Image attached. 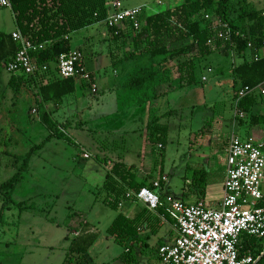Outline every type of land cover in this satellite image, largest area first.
I'll return each instance as SVG.
<instances>
[{
    "label": "rangeland",
    "instance_id": "1",
    "mask_svg": "<svg viewBox=\"0 0 264 264\" xmlns=\"http://www.w3.org/2000/svg\"><path fill=\"white\" fill-rule=\"evenodd\" d=\"M251 1L259 8L264 5V0ZM121 2L129 8L144 3L147 13L171 5L169 0H161V4L156 0ZM102 23L71 34V45L81 48L84 59L88 61L93 57L91 51L96 52L92 59L98 93L93 95L87 88L81 97L68 96L51 113L52 124L64 130L69 140L53 136L30 155L28 169L12 193L13 203L0 221V264H62L69 240L75 232H82V221L89 223L95 234L86 254L90 263L123 264L118 258L123 247L106 234L122 209L108 207L103 202L105 192L99 191L109 172L105 161L121 156L141 174L151 172L159 177L162 171L168 178L163 191L180 199L185 191L194 189L193 174L205 168V160L215 156L222 161L225 157L221 141L237 123L232 109L233 59L212 52L196 60L198 82L167 97L173 100L168 109L176 110L164 122L168 127L165 145L153 150L146 135L147 119L137 121L136 110L128 109L136 95L122 86L125 62L113 63L109 44L101 37ZM15 28L11 7L1 9L0 33L11 37ZM234 61L240 62L238 58ZM6 74L0 66V183L10 178L26 153L52 131L50 123L42 120L44 109L37 106L34 93L23 86L6 87ZM201 76L206 81L202 82ZM32 106H37V113H31ZM159 106L151 111V117L163 112ZM84 151L88 159L82 157ZM214 176L210 172L208 179Z\"/></svg>",
    "mask_w": 264,
    "mask_h": 264
},
{
    "label": "trees",
    "instance_id": "2",
    "mask_svg": "<svg viewBox=\"0 0 264 264\" xmlns=\"http://www.w3.org/2000/svg\"><path fill=\"white\" fill-rule=\"evenodd\" d=\"M106 2V0H10L15 24L20 33L35 44L45 45L42 50L34 53L38 67L35 76L31 78L21 76L15 85L11 79L10 86L35 84L36 94L45 102L56 103L72 94L76 88V79L57 77L54 72V62L60 53L71 50L69 41L71 33L94 23L104 22L108 12ZM206 15L209 18H206ZM214 17L226 23L234 31L245 34L254 47L260 46L264 37V9L257 10L249 0H182L180 4L159 12L141 13L137 28L131 23L125 24L122 28L108 27L113 63L130 61L135 66L134 72L126 77L124 87L142 90L140 101L157 97L156 81L165 72V66L175 59L174 66L179 88L197 83L196 59L214 51L207 45V39L213 34ZM186 40L188 42L185 43ZM233 40L236 44L235 54L243 58V61L232 69L233 99H235L240 88L254 87L264 81V57L247 60L245 58L249 51L246 47L247 38L233 37ZM177 43L182 44L172 47ZM216 46L219 49L222 43L217 41ZM222 47L228 48L229 44L225 43ZM17 49L18 45L10 36L0 33V65L6 63ZM120 51L122 53H119ZM182 57V60H178ZM45 63L49 70L42 72L41 66ZM91 80L93 81L92 75ZM82 87L89 88V85L82 82ZM263 103L264 96L260 92L249 94L239 100L234 117L246 116L245 120L249 125L264 127V113L255 110L256 105ZM173 112L174 110L169 113ZM240 112L243 113V117H239ZM50 129L52 131L46 139L26 153L22 165L16 172L0 183V221L5 210L13 203L12 193L23 178V173L27 171L33 151L42 148L45 141L53 136L69 140L65 136V131L61 129L59 131L54 124L50 123ZM167 134L168 127L159 123V117H154L148 124L147 140L152 148L159 145L163 147L167 141ZM136 172L133 166L113 162L104 181L98 187L99 191L105 192L103 202L108 207L117 210L119 203L127 200V191L137 192L141 187L148 186L144 181H136ZM202 175L204 170L195 171L192 182L203 195L206 182L201 180ZM146 211L147 209H144L135 218L126 217L118 212L106 228V234L125 249L119 258L126 264L135 261L132 243L137 240L140 225L147 221L148 217L143 218ZM156 212L168 217L161 208ZM81 224L82 232L70 240L62 264H89L86 254L95 241V234L88 231L89 223L82 221ZM242 245L240 255L251 254L254 259L259 258L256 264H264V238L246 237Z\"/></svg>",
    "mask_w": 264,
    "mask_h": 264
},
{
    "label": "built area",
    "instance_id": "3",
    "mask_svg": "<svg viewBox=\"0 0 264 264\" xmlns=\"http://www.w3.org/2000/svg\"><path fill=\"white\" fill-rule=\"evenodd\" d=\"M146 6L125 7L120 0L112 3V10L107 12L104 23L109 28H122L131 23L134 28L139 25L138 18L146 12ZM11 7L10 0H0V10ZM209 18L208 15L205 16ZM213 34L207 39L212 50H218L216 42L235 53L233 37L247 38L246 47L253 59L262 57L264 37L258 48L254 47L245 34L234 31L218 18H213ZM18 49L8 58L4 67L11 73L31 78L38 69L34 53L42 50L44 44H35L19 30L11 33ZM54 72L61 79L74 78L89 85L96 92V85L91 80L80 50L60 53L54 62ZM45 63L42 72L48 71ZM259 90V86L242 87L237 91L233 101L234 113L240 99ZM263 93V91H262ZM239 113V117H243ZM160 147V145H159ZM83 158H89L87 152ZM166 177L151 183L152 187L143 186L137 192L127 193L135 197L149 211L161 208L172 220L175 237L158 246L157 255L161 264H256L251 254L240 255L244 238H264V142L252 136L240 137L232 133L226 149V169L222 183V198L212 206L203 200L186 203L170 194H160L158 189Z\"/></svg>",
    "mask_w": 264,
    "mask_h": 264
},
{
    "label": "crops",
    "instance_id": "4",
    "mask_svg": "<svg viewBox=\"0 0 264 264\" xmlns=\"http://www.w3.org/2000/svg\"><path fill=\"white\" fill-rule=\"evenodd\" d=\"M114 1H116V0H110L109 1V4L107 6V9H108L107 11L110 12L112 10V3ZM181 1L182 0H169V2L171 4L170 7H174V6L178 5V4H180ZM249 1L253 5V7L256 8L257 10L264 9V5H263V7L259 8L251 0H249ZM156 2H157V4L163 3V2H161V0H156ZM106 5H107V2H106ZM142 5H145V4L142 3V4L136 5V6H142ZM136 6H134V7H136ZM102 24L105 26V28L101 32V37H102L103 40H105L106 43L109 44L108 27L106 26V24L104 22ZM17 30H18V28L16 26V28L14 30H12L11 33L14 32V31H17ZM71 34L69 36L71 50H79V49L81 50V48L79 46L74 47V46L71 45ZM186 42H188V40H186L185 43ZM88 43L89 42L87 40H85V45H87ZM181 44L182 43H177V44L173 45L172 47H178ZM87 47H89V45H87ZM109 50H111V47H110ZM112 50H113V52H115L114 49H112ZM225 51H228L229 53L225 52ZM213 52H218V53L229 55L233 59V61H232V63H233L232 64L233 65L232 69L243 61L242 57H237V55H235V53H232L228 48H224L222 46H221V48H219L218 50H214ZM91 53H92V56L95 58L96 52L91 51ZM90 57H91V55H90ZM262 57H264V51H262ZM92 58L88 59V61L86 59H84V61L86 63L87 68L91 72L93 83L96 85V92L93 93L91 90H87V88L82 87V81L76 80L77 83H76L75 91L72 94L67 95L66 97L73 96V95H74L75 98L81 97L83 94H85L86 90L89 93H93V95H96L98 93V85H97L96 77L94 75L95 68H94V64H93V59ZM200 58H203V57H200ZM235 58L239 59L240 62L238 64L234 61ZM245 58L247 60H251L252 59L250 51H247V54H246ZM182 59H183V57L178 59V60H182ZM197 59H199V58H197ZM175 62H176V59L175 60H171L167 64V66H165V68H164L165 72L163 74H161L160 77H159V80L156 81L155 90H156V93L158 94L157 97L151 98L149 100L144 99V100L140 101V98L142 99V94H141L142 90L127 88V90L133 92L132 93L133 96L136 95L135 99L133 100V103H131L129 105L128 109L133 107L136 110V112H137L136 113V118H137L136 120L137 121L141 120L142 117H145L147 119V123H146L147 132L146 133H148V124L150 123V121L154 117H159V123L163 124V125H166L164 123L166 121V118L169 115L173 114L175 112V110H176V109H168V106L170 105V103L173 100L167 99V97L169 95L171 96L172 91H176V90L179 89V85H177V82H178L177 73L175 71V66H174ZM4 64L5 63H2L0 66L5 69ZM134 69H135V66L133 65L132 62H130V61L125 62V78H124V80L121 83H124L126 77L130 73L134 72ZM209 71H210V69H209ZM6 73L7 74L3 76V78L5 80V83H6V87L12 88L10 86L11 79H13L12 83L15 85V83L18 82V78L21 77V75H19L17 73H11V72H9L7 70H6ZM200 80L202 82L206 81V77L205 76H201ZM233 83H234V81H233ZM77 85H78V88H80V90L78 89L79 91L77 90ZM123 85L124 84H122V86ZM22 86L25 87L26 89H28L30 92L34 93L37 106L38 107H42L44 109V115H43V119H42L43 122L52 123L51 116H50L51 113L53 111H55L59 106L62 105L63 100L66 97L62 98L60 101H58L56 103L54 101L45 102V101L42 100L40 95L36 94L37 93V88H36L35 84L31 85L29 83H24V84H22ZM258 86H259V90L256 91L255 93H259L260 92L264 96V81L261 82L260 84H258ZM262 91H263V93H262ZM233 101H234V99L232 100V109H233V113H234ZM133 104L136 105L137 107L132 106ZM160 104H161V108L163 109V112L158 113L156 115L154 114L151 117V111L154 110V109L158 110V108L160 107L159 106ZM37 106H32L30 108L31 113H37V110H38ZM149 107H150V109H148ZM173 110H174L173 113H169L170 111H173ZM255 110L257 112L259 111V112L264 113V103L256 105L255 106ZM234 114H233V116H234ZM235 119H236L237 123H236L234 128H231L230 135L229 136H224V138L221 141V145L220 146H221V149L225 153V157L223 158V160L222 161L221 160H215V158H214L215 156L214 157L212 156V160H205L204 161V163H205V168L203 169L204 170V175L201 176V178H202L201 180L205 181L206 185H205V188H204L203 195L200 193V191L198 189H196L194 187V189L188 190V192L185 191L184 195H182L179 200H182V201H184L186 203H192V202H194L196 200H203V201L207 202L209 205H212V206L216 205L220 201V199L222 198V194H223L222 183H223L225 169H226V149H227V146H228V140H229L230 136L232 135V133H236L237 135H239L240 137H243V138L244 137H248V136H252L255 139H258V140L264 142V127H262L261 125H254V126L249 125L248 121L247 120H243L242 118H235ZM218 134L221 135L220 132H218ZM155 148H162V146H160V147L157 146ZM155 148H152V149L154 150ZM84 152H87V151H84ZM86 159H88V158H86ZM113 162H120V163L125 164L126 166L135 167L133 164L132 165L127 164L119 156L117 159H115V158L112 159L111 158V160H109L108 162L105 161V163L108 166H110L109 170L111 169V167L113 165ZM135 169L137 170L136 177H135L136 181H138V182L144 181L148 185L147 187H149V186L152 187L151 183L153 181H156V180L160 179L162 176H165L166 177V182L161 183V188H160V190L158 189V192L160 194H166L163 191V187L167 183L168 178L162 171L160 172V176L159 177L154 176L153 173H151V172H149V173L147 172L146 174H148V176L146 177V174L139 173L140 171H138L139 170L138 168L135 167ZM210 172H213L214 175H215L213 177V179H208L209 178L208 176H209ZM262 190H263V193H264V183L262 185ZM130 192H133V191H127V193H130ZM132 197L133 196H127L126 195L127 200H123L121 203H119V207H118V208L122 209L120 212L122 214H124L126 217H129V218H135L136 216L141 214V212L144 209H147L141 202H139L137 199L134 200ZM151 213H152V215H151ZM145 217H148L147 221L143 222L140 225V227H139V235L137 237V240L132 243V245L134 247V250H135V261L132 264H161L160 263V259H159L158 255H157V248H158L159 245H161V244H163L165 242H169L175 237V233L176 232H175V229H174L173 222H172V220L169 217H166V216H164L162 214H159L156 211H154V212L153 211H149L148 209L143 214V218H145ZM89 226H90V224H89ZM164 226H165V230H163ZM88 231L89 232L91 231V226L88 228ZM78 234H79V232H75L74 237L76 235H78ZM70 240H69V242H70ZM124 251H125V249L123 248V251L121 252V254ZM119 256H118V258H119ZM154 259H156V260H154ZM258 259L259 258H257V261H258ZM120 261L123 264H126L121 259H120ZM257 261H256V263H257ZM88 262H89V264H96V263H90L89 260H88ZM20 263L21 262H19V264Z\"/></svg>",
    "mask_w": 264,
    "mask_h": 264
},
{
    "label": "water",
    "instance_id": "5",
    "mask_svg": "<svg viewBox=\"0 0 264 264\" xmlns=\"http://www.w3.org/2000/svg\"><path fill=\"white\" fill-rule=\"evenodd\" d=\"M264 253V252H263Z\"/></svg>",
    "mask_w": 264,
    "mask_h": 264
}]
</instances>
